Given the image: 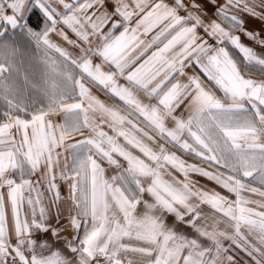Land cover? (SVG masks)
Segmentation results:
<instances>
[{
    "label": "snow or ice",
    "instance_id": "obj_1",
    "mask_svg": "<svg viewBox=\"0 0 264 264\" xmlns=\"http://www.w3.org/2000/svg\"><path fill=\"white\" fill-rule=\"evenodd\" d=\"M248 18L264 0H0V264H264Z\"/></svg>",
    "mask_w": 264,
    "mask_h": 264
},
{
    "label": "rangeland",
    "instance_id": "obj_2",
    "mask_svg": "<svg viewBox=\"0 0 264 264\" xmlns=\"http://www.w3.org/2000/svg\"><path fill=\"white\" fill-rule=\"evenodd\" d=\"M246 27L249 30H253L256 32H261V29L264 28V22L260 21L258 18H248L247 22H246ZM241 35V39L244 41V43L248 44V45H253L256 47L257 49V54H261L262 52H264V47H262L261 45L257 44L255 41L249 40L245 35H243L242 33ZM208 187L209 188H215L216 191L221 192V194H227L225 192V190L221 189L219 186L217 185H213L210 182L208 183ZM229 195L231 198H234L231 196V194H227Z\"/></svg>",
    "mask_w": 264,
    "mask_h": 264
},
{
    "label": "crops",
    "instance_id": "obj_3",
    "mask_svg": "<svg viewBox=\"0 0 264 264\" xmlns=\"http://www.w3.org/2000/svg\"><path fill=\"white\" fill-rule=\"evenodd\" d=\"M39 12L37 10V12L32 16L33 22L36 23L38 18H39ZM54 39L58 40V38H56L55 36L53 37ZM241 42L244 43V41L241 39ZM246 46L252 47L254 49V51H257L256 47L253 45H248L246 43H244ZM31 54V48L28 49V54L25 56L24 58V66L21 69V74L22 76L24 74H27L29 76H34V75H38L40 72V66L35 62V60L29 59V55ZM255 74V73H254ZM101 98L103 99L104 97L101 96Z\"/></svg>",
    "mask_w": 264,
    "mask_h": 264
}]
</instances>
